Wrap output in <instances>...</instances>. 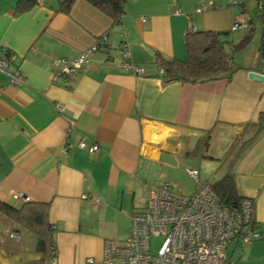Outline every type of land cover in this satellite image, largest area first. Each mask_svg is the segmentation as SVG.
<instances>
[{"label":"crops","instance_id":"crops-1","mask_svg":"<svg viewBox=\"0 0 264 264\" xmlns=\"http://www.w3.org/2000/svg\"><path fill=\"white\" fill-rule=\"evenodd\" d=\"M16 2L0 0V46L15 53L25 75L22 84L13 85L0 73V200L18 206L22 194L49 203L55 264H89V258L101 264L104 240L126 238L129 214L143 208L153 185L167 183L184 194L175 191L182 171L217 169L243 126L264 113V81L248 77L249 71L264 74L261 43L250 62L234 64L239 68L228 79L167 82L155 64L156 53L184 59L190 25L233 36L234 22L251 16L247 6L224 0H127L114 23L86 0H74L69 13L58 10L59 0L16 13ZM209 2L212 7L196 12ZM102 34L108 36L104 49L67 86L54 83V59L77 56ZM121 42L143 73L122 66ZM66 139L73 148L64 151ZM80 139L98 150L76 147ZM232 169L238 195L253 201L262 237L244 246L233 241L229 264H264V132ZM14 226L0 214V264L35 262L40 258L35 237L21 251L2 238L5 227Z\"/></svg>","mask_w":264,"mask_h":264},{"label":"built area","instance_id":"built-area-1","mask_svg":"<svg viewBox=\"0 0 264 264\" xmlns=\"http://www.w3.org/2000/svg\"><path fill=\"white\" fill-rule=\"evenodd\" d=\"M37 5L43 0H36ZM213 3L201 5L196 12L206 11ZM261 9V2L258 3ZM247 16L239 17L231 30L246 26ZM195 30L190 25L188 32ZM108 36L100 35L95 41L83 48L71 59H54L53 82L67 86L69 78L85 68L93 54L104 49ZM122 66L132 74H141L144 69L130 61L124 42L117 48ZM16 55L0 46V73L8 75L9 83L22 84L25 75L15 62ZM76 147L96 152V144L88 145L80 139ZM73 148L68 139L64 142V151ZM187 174L195 181L196 189L191 195L174 192L171 185L158 183L153 185L144 201L142 209L129 214L130 229L122 242L106 239L103 242L101 264H229L228 246L237 241L244 246L260 239L262 232L253 219L254 204L251 199L242 198L238 205L229 206L219 202L211 183L200 182L199 172L187 168ZM22 200L28 197L18 194ZM86 197V196H85ZM99 202L98 196L91 197ZM55 229V226H52ZM160 237L161 241L154 252L151 250V238ZM10 237L19 238L18 233ZM89 264L94 259H87ZM55 264V260L51 261Z\"/></svg>","mask_w":264,"mask_h":264},{"label":"trees","instance_id":"trees-1","mask_svg":"<svg viewBox=\"0 0 264 264\" xmlns=\"http://www.w3.org/2000/svg\"><path fill=\"white\" fill-rule=\"evenodd\" d=\"M35 1L17 0L15 12L30 9L35 5ZM86 1L109 16L114 23H119L127 0ZM259 2H261V9H258ZM73 3L74 0H59L58 10L62 13H69ZM256 16L262 24V43L264 41V0H256ZM247 17V30L236 42L227 39L230 36L228 32L193 30L185 36L186 57L184 59H167L156 53L155 64L161 70L160 76L167 82L180 81L191 84L230 78L232 73L239 68L232 63L233 54L243 50L252 37L253 18ZM262 132H264V113L259 114L256 122L246 123L226 150L215 171L217 179L211 183L220 203L235 206L243 198L237 193L232 168ZM207 148L208 135L200 145L203 157L208 156ZM0 214L6 216L15 225L13 230L18 232L20 228H23L35 236V252L40 255V258L30 264H51V261L55 259L56 251L53 239L54 229L49 222V203L22 200L18 206H15L0 200Z\"/></svg>","mask_w":264,"mask_h":264},{"label":"rangeland","instance_id":"rangeland-1","mask_svg":"<svg viewBox=\"0 0 264 264\" xmlns=\"http://www.w3.org/2000/svg\"><path fill=\"white\" fill-rule=\"evenodd\" d=\"M224 1H232V2H239L243 3L247 6V8L250 11V15L253 18V32L252 37L248 45L240 51H237L232 56V63L233 65L236 63L246 64L250 62V60L253 59L254 54L257 53V48L261 43V32H262V24L259 21V19L256 16V0H224ZM247 30L245 26H240L236 31H233V36L238 37L241 34H244V32ZM233 36H228V40H232ZM234 39V38H233ZM236 39V38H235ZM246 62V63H245ZM199 170V179L202 183V180H211V178H215V170L216 169H198ZM157 174V173H156ZM157 176L155 175V178ZM180 180V186L178 185L175 191L181 190V192L184 193V195H191L195 189H196V183L195 181L185 172V170L182 171L179 177ZM16 233L17 231H13L11 227H5L3 234L1 235L4 241L11 246V248L15 249L16 251L22 250L27 246H30L32 244L31 240L32 237L35 236L28 232L27 230L20 228L19 229V238H11L9 236L10 232ZM26 233V234H25ZM29 233V234H28ZM161 241L160 237H152L151 238V250L154 252V250L157 249L159 243ZM18 255V254H16ZM24 263V264H30Z\"/></svg>","mask_w":264,"mask_h":264},{"label":"water","instance_id":"water-1","mask_svg":"<svg viewBox=\"0 0 264 264\" xmlns=\"http://www.w3.org/2000/svg\"><path fill=\"white\" fill-rule=\"evenodd\" d=\"M261 52H262V55H264V41H262V43H261ZM248 77L251 79L256 78L259 81H264V74H260V73L255 72V71H249Z\"/></svg>","mask_w":264,"mask_h":264}]
</instances>
